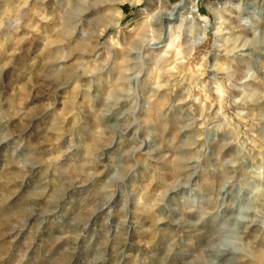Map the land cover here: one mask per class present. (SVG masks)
Instances as JSON below:
<instances>
[{
	"label": "clouds",
	"instance_id": "9594fccd",
	"mask_svg": "<svg viewBox=\"0 0 264 264\" xmlns=\"http://www.w3.org/2000/svg\"><path fill=\"white\" fill-rule=\"evenodd\" d=\"M198 2L152 11L131 29L134 47L109 29L118 35L132 23L121 27L125 13L115 6L144 0H8L0 8V190L17 189L0 207V264H264V0H224L211 19L196 13ZM52 36L59 54L30 70L39 41ZM156 46L175 49L178 64L199 56L196 76L211 73L208 91L220 96L215 116L198 123L175 110L183 100L161 103L147 92L141 77ZM115 64L120 87L105 92ZM229 100L243 131L217 119ZM229 129L232 139L221 143ZM149 177L151 224L133 187ZM81 205L83 219L68 215ZM65 215L77 233L69 248H38L49 222ZM148 232L157 246L137 248Z\"/></svg>",
	"mask_w": 264,
	"mask_h": 264
},
{
	"label": "rangeland",
	"instance_id": "374dc122",
	"mask_svg": "<svg viewBox=\"0 0 264 264\" xmlns=\"http://www.w3.org/2000/svg\"><path fill=\"white\" fill-rule=\"evenodd\" d=\"M177 3V0H152V3L149 4V0H144V3L133 7L130 4H122L117 5L115 8H119L125 13V20L121 22V27H123L124 23H127L129 20L132 21L129 24L128 29H124L118 35L116 34V30L114 28L109 29V34L113 36V38L117 39L119 43H124L125 40H128L129 47H134L135 45L132 43V32L131 29L137 28L139 29L143 22L146 20L147 15L152 11H155L158 7H162L165 12L170 11L169 5ZM224 5V0H199L196 4V13L199 16H206L210 19L212 18V11L218 7ZM8 0H0V8L7 7ZM113 7H105V12L114 11ZM142 9H147V12H142ZM188 11H191V0H188ZM195 15V14H194ZM45 39H48L47 37ZM45 39L39 41V49L37 54L33 56V60L29 62V69L31 70L32 65L36 62H39L41 65H44L49 60L54 59L55 56L59 54V50L62 47L58 43H56V37L52 36L50 38V43L46 46ZM103 41V38H101ZM181 44L184 43L182 39ZM195 43V41H193ZM217 43L223 44L224 37H221ZM154 55L152 57L151 63L149 64V68L145 71L141 77V81L146 86L147 92L156 91L157 98L161 103L166 101H171L174 104H177L178 101L183 100L182 104H177L176 111H183L185 115L192 116L193 114L199 122L200 117L203 116L205 119H209L212 116H215L221 109L220 96L214 90L209 92L208 89L211 87V81L209 77L212 75L208 73L204 75L202 78L196 76V73L200 70V65L198 63L199 56H194L190 60H186L182 64H178L177 60L181 57L178 56L175 49H168L167 55H165L166 48L161 46H156L152 49ZM199 52L200 49L198 48ZM227 52V48L225 49ZM87 55V54H85ZM37 56L40 59L37 61ZM137 53L131 52L129 59H136ZM162 59H159L161 58ZM124 59L123 55L117 50V60ZM159 59V64H157V60ZM212 59L211 57L209 58ZM222 63L224 61H221ZM238 71H242V67L238 69ZM104 80V90L105 92L115 87H120L117 84V81L120 78L121 71L120 66L115 64L112 69L105 74ZM195 78L197 82L196 88H191V84L189 81H192ZM240 77L238 76L237 79ZM157 82L165 83L167 85L164 89L157 90L155 88V84ZM203 86L204 92H200L199 88ZM189 89H191V93L189 94ZM241 93L239 91L233 90L231 96L239 97ZM237 111V106L231 103L229 100L228 107L224 108V115L218 116L217 119L223 122L224 116H227L230 122L234 125H241V131L244 130L243 120H237L232 115ZM228 132L219 133V139L221 143H224L225 140L232 139V136ZM243 139V137H241ZM229 148H235V145H229ZM229 149H225L228 151ZM223 155V153H221ZM4 183L2 179H0V184ZM10 183V182H9ZM133 187L138 188L137 195L138 197L144 201L145 210L144 215L148 219V223L151 224V214L152 209L155 207V200L153 197V187L151 184V178L149 177L144 183L140 185H133ZM17 189L13 188L12 193H7L3 190H0V207H3L4 204L12 199V196L15 194ZM55 195V193H54ZM84 205L78 206L73 212L72 209H68V215L76 216L77 220L83 219L82 209ZM68 215H65L61 218V220H53L50 221L48 226L45 229V237H41L39 243L37 245L38 248L45 249L48 253L59 251H64L69 248L72 240L75 239L77 233L72 231L71 229L75 225V221L73 224L68 223ZM100 224H103V218L100 220ZM94 231L96 230L94 224ZM91 239V237H90ZM137 248L143 247L147 248L149 244L152 247H156L159 243L158 239L153 240V233L148 232L142 235H138L137 238ZM99 242H103L102 239ZM59 264V261H57Z\"/></svg>",
	"mask_w": 264,
	"mask_h": 264
}]
</instances>
